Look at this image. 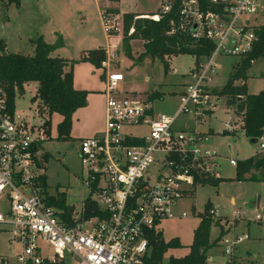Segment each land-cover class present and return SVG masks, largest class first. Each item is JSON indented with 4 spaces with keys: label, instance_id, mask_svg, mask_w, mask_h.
<instances>
[{
    "label": "built area",
    "instance_id": "built-area-1",
    "mask_svg": "<svg viewBox=\"0 0 264 264\" xmlns=\"http://www.w3.org/2000/svg\"><path fill=\"white\" fill-rule=\"evenodd\" d=\"M104 1L99 14L102 29L110 39H121L128 12ZM212 1L215 10H204L200 0H160L155 13L135 15L154 21L168 17L169 35L181 33L214 43L211 55L190 70L175 113H157V100L121 93L125 76L110 71L120 43L111 40L104 48L105 126L99 135L79 144L87 174L82 183L89 190L85 199L95 203L100 216L85 217V199L67 219L63 209L49 204L48 197L57 194L42 184L46 172L40 149L48 139L46 125L34 123L15 108L12 111L7 93L0 88V200L8 202L7 210L0 212V231L8 230L12 243L20 245L19 264H144L150 232L159 231L165 219L187 217L185 211L176 212L180 201L204 182L221 178L222 157L211 146V133L187 124L178 127L177 121L186 115L205 121L225 102L213 93L214 77L221 68L216 57L249 52L255 29L264 24V10L256 0ZM257 15L262 22L252 21ZM133 32L131 28L129 35ZM241 123L237 117L232 123L229 115L224 131L234 133L236 124L242 131ZM136 127L147 131H129ZM259 143L264 150V134ZM226 159L237 166V159ZM209 211L218 214L216 209ZM256 219L264 221V213ZM228 235L219 242L224 244L225 264H238L233 261L234 250L248 235L234 240Z\"/></svg>",
    "mask_w": 264,
    "mask_h": 264
},
{
    "label": "rangeland",
    "instance_id": "rangeland-1",
    "mask_svg": "<svg viewBox=\"0 0 264 264\" xmlns=\"http://www.w3.org/2000/svg\"><path fill=\"white\" fill-rule=\"evenodd\" d=\"M256 1L264 10V0ZM8 2L9 0H0V42L6 46L4 52L33 55L35 50L33 41L42 37L45 42H52L51 53L57 52L58 57L67 58L70 63L74 61V86L89 91V104L79 108L73 115L70 138L58 139L57 127L62 117L54 113L51 116L50 134L40 149L49 192L64 193L67 203L79 210L83 200L89 195V190L82 183V178H86L87 174L79 158V144L83 137L97 136L101 133L100 130L105 123L106 100L105 71L101 66L96 69L91 62L79 60L88 51L107 46L112 40L103 31L99 18L100 11L107 1L21 0L19 6ZM159 2L160 0H122L119 7L112 3L108 4L118 10L135 11L128 13L137 15L155 13ZM254 18L258 22L263 21L260 15L252 17V21ZM123 39L124 35L121 39L114 38L120 44L117 58L110 69L111 72H120L125 76L121 93H133L150 99L152 93L159 92L162 97L155 102V111L175 113L179 106V95L190 81L189 72L195 66V56L181 54L167 57L169 68L166 71L164 62L159 59L146 56L141 61L138 60L139 54L144 51V41L141 39L129 40L133 58L128 57L127 44ZM58 41L61 42L60 47L54 48ZM2 53L0 49V54ZM240 60V55H217L216 61L221 68L214 77L213 93L225 99L219 92L233 72V67L238 65ZM247 74L248 92L257 94L264 91V58L255 61ZM242 83V80L236 81V84ZM225 104L223 100L219 109L204 117L205 121L187 115L181 116L177 121L178 127L187 124L189 128L211 133V146L222 157L220 174L223 181L218 186L211 184L197 186L192 196L180 201L176 212L185 211L187 217L176 216L159 223L158 230L163 233L166 241L179 238L182 245L181 248L170 249L164 256L165 261L171 256L182 257L189 253L194 231L205 212L206 204L210 203L211 208L218 212V214L208 212V217L213 220L210 240L215 241L222 231L225 236L230 233L229 240H234L245 233L248 239L237 245L233 261L238 264H264V221L256 219L257 214L264 213V182L235 180L236 167L231 166L226 159L229 157L238 161L248 159L261 151L260 143H253L246 137L239 129L240 124L235 125L237 128L234 133L224 131L229 115L232 123L236 120L234 109L228 108ZM14 107L18 113L32 118L36 124L44 123L48 118L38 98L36 83H28L23 93H17ZM85 128H93L94 134L84 132ZM48 129L46 126L47 133ZM129 131L144 134L147 129L136 127ZM44 154H47V160ZM259 198L260 205L257 207ZM7 208L8 202L5 199L0 200V212H5ZM237 225L239 226L236 229ZM11 235L8 230L1 231L0 256L6 258L8 264H19L17 254L20 245L12 243ZM223 245L220 243L207 252L208 264L227 262L223 254Z\"/></svg>",
    "mask_w": 264,
    "mask_h": 264
},
{
    "label": "trees",
    "instance_id": "trees-1",
    "mask_svg": "<svg viewBox=\"0 0 264 264\" xmlns=\"http://www.w3.org/2000/svg\"><path fill=\"white\" fill-rule=\"evenodd\" d=\"M119 2L120 0H110ZM204 10H215V4L212 0H200ZM21 0H9L8 4L15 3L20 5ZM131 28L134 32L129 35ZM170 20L163 17L159 21L151 19H135L134 13H126L124 16V39L127 44V56L133 58L132 48L128 44L131 39H141L144 41V51L139 54L138 60L150 56L153 59H159L164 62L165 70L169 68L167 57L178 56L181 54H190L195 56L196 62L204 57L211 55L214 49V43L206 40H194L186 34L176 33L169 35ZM256 40L252 49L241 55L238 65H235L226 84L220 90L219 94L225 97L228 107L234 108L235 116L241 120L242 131L246 137L259 142L260 136L264 134V91L257 94L248 92L247 80L248 70L253 63L260 58H264V24L255 29ZM1 43V42H0ZM35 50L33 55H23L16 52H4L5 44L1 43L0 54V88H2L9 97L10 108L14 110V102L18 92H24L25 84L38 83L37 95L41 101L43 109L48 118L44 122L49 128L50 134L51 116L54 113L61 115L62 120L58 124V139H69L73 124L74 113L88 104L89 91L76 89L74 87V61L71 63L61 57H52L53 46L44 41L42 37L34 40ZM89 53V56L86 54ZM79 61L91 62L96 68L101 66L102 61L106 59L104 48L88 51ZM78 62V61H76ZM70 65V70L66 71V66ZM242 80V84H236V81ZM162 95L154 92L150 100L160 99ZM45 160L48 159L44 154ZM237 181H258L264 182V150L256 153L254 156L239 160L236 166ZM223 181L220 179H210L205 184L218 186ZM42 184L45 189L49 188L47 175L42 177ZM49 204L63 209V218L67 219L75 210L74 206L67 204V198L64 193H57L56 196L48 197ZM86 218L100 216V211L93 201L85 199ZM212 205L206 204L205 212L201 216L199 225L194 231V238L189 245V253L183 257L171 256L167 261L164 260L165 254L174 248H181L179 238H173L166 241L161 231H152L148 236L149 255L146 256L144 264H208L207 252L214 246L219 245L222 236L215 240H210L211 226L213 220L208 217V212ZM1 233V231H0ZM6 258L0 257V264H5Z\"/></svg>",
    "mask_w": 264,
    "mask_h": 264
},
{
    "label": "crops",
    "instance_id": "crops-1",
    "mask_svg": "<svg viewBox=\"0 0 264 264\" xmlns=\"http://www.w3.org/2000/svg\"><path fill=\"white\" fill-rule=\"evenodd\" d=\"M122 2V0H120L119 2H115V3H113V4H115L114 6H118L119 7V4ZM122 10V9H121ZM122 11H124V12H135V11H131V10H129V9H123ZM100 18V17H99ZM112 40H114V39H112ZM47 42V41H46ZM115 42H117V41H115ZM47 43H49V44H51L52 42H47ZM59 45H61V42H59ZM58 45V47H60ZM104 47H106V46H100L99 48H104ZM99 48H97V49H99ZM57 55H59V54H57V52H54V53H51V56L52 57H58ZM60 57V56H59ZM65 59V58H64ZM67 59V58H66ZM96 68V67H95ZM97 69V68H96ZM65 70L66 71H69L70 70V66L68 65V66H66V68H65ZM73 72H74V66H73ZM32 83H36V82H32ZM27 84H25V86H26ZM25 86H24V88H25ZM75 87V86H74ZM37 88H38V83H36V90H37ZM76 88V87H75ZM76 89H78V88H76ZM85 90V89H84ZM90 92H93V91H90ZM100 93V92H99ZM105 102H106V100H105ZM88 104H89V96H88ZM104 119H105V103H104ZM104 126H105V123H104V125H103V128L100 130V131H102L103 129H104ZM84 132H86V133H88L89 134V132L90 133H93L94 131H93V128H85L84 130H83ZM94 134V133H93ZM230 135V134H229ZM84 138V137H83ZM229 148H230V146H229ZM249 206H251V204L249 205ZM238 226L239 225H237V227H236V229L238 228ZM219 237V236H218ZM1 257V256H0ZM183 257V256H182ZM4 258V257H3Z\"/></svg>",
    "mask_w": 264,
    "mask_h": 264
},
{
    "label": "water",
    "instance_id": "water-1",
    "mask_svg": "<svg viewBox=\"0 0 264 264\" xmlns=\"http://www.w3.org/2000/svg\"><path fill=\"white\" fill-rule=\"evenodd\" d=\"M59 42V41H58ZM58 45H59V43L58 44H55L54 45V48H57L58 47ZM253 143H255V141L254 140H251ZM259 205H260V198L258 199V201H257V207H259Z\"/></svg>",
    "mask_w": 264,
    "mask_h": 264
}]
</instances>
